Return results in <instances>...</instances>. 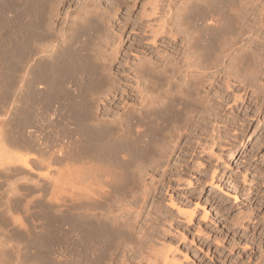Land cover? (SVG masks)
I'll return each instance as SVG.
<instances>
[{"label":"rangeland","instance_id":"374dc122","mask_svg":"<svg viewBox=\"0 0 264 264\" xmlns=\"http://www.w3.org/2000/svg\"><path fill=\"white\" fill-rule=\"evenodd\" d=\"M83 1L85 0H61L59 14L53 22L55 26L52 25L55 33L61 29L63 32L71 21L72 29H75L69 30V33L66 30L65 35L79 31V22L86 20L81 18L87 16L83 14V10H78L86 2ZM189 1L190 3H186ZM209 1H185L184 4L189 7L185 5L184 13L181 12L183 19L180 23H175L174 20L175 10L180 5L177 0L89 1L91 6H96L97 12L94 11L93 14H100L98 17L91 16L103 21L99 22L101 33H96L100 36L96 37L93 30L90 31L91 27L80 35L75 31L76 41L73 38L71 44L67 43L72 54L76 56L75 51L79 50L78 58L83 57L81 61L78 60L80 72L76 73L78 76H73V80L80 78L78 85L82 87L84 84L85 87L87 83L91 84L92 90L97 85L101 86L102 91L100 88L92 92L86 90L81 96H85V100L93 99L97 102V109L94 106L92 111L97 119L108 122L106 125L110 127L108 129L106 126L108 132L104 131L105 135L111 132L113 138L121 136L123 139L125 136L123 140H127L131 137L136 139L137 135L141 136L143 133L144 140L141 141L142 144L134 146L136 149L132 147L134 150H131L129 147L131 151L124 149L122 153L119 152V164L114 161L113 155L110 158L101 155L103 159L94 158L96 162L93 161L91 165L116 169L118 178L120 176L117 184L119 191H124L123 195L127 193L132 196L135 187L141 184L147 189L143 203L139 201L136 205L141 204L142 207H139L142 210L135 219L140 221L139 226H144L147 237L149 236L148 241L155 248L152 251L158 249L156 252L161 251L168 256V260L177 264H264V46L259 47L257 53L254 52L259 55L257 60L261 62L260 66L252 63L251 50L249 62L245 61L239 66L237 64L239 68L233 66L232 73L236 71L238 74L239 70L242 80L235 74V79L231 75L227 80L221 73L215 79H209L213 83L206 76L210 83L199 85L192 81L189 85V81L184 79L185 72H188L186 56L193 60L198 56L195 60L197 66H209L215 55H219L220 52L217 51L220 47L238 29V1H228L222 12L230 18L229 29L211 42L210 37L202 32L199 19L196 20L199 17L195 16L200 10H214L215 4ZM95 18L94 21L90 19V22L97 25ZM248 21L245 26L251 23V19L248 18ZM10 26L13 25H1L0 20V41L3 38L5 40L2 41H6L10 37ZM253 32L250 43L264 42V28H255ZM90 33L93 38L89 37ZM2 41L1 44L4 43ZM213 42L216 47L212 48L216 49L210 52L207 49L209 44L214 45ZM186 53L191 56H185ZM247 71L251 72L248 74ZM81 78L82 85L79 84ZM71 79L72 77L70 81H73ZM74 82L72 83L76 85L77 81ZM72 83L67 86H73ZM108 89L112 91L109 92ZM66 98L63 97L55 104H49L43 99H30L28 102L22 99L24 106L29 109V122L33 123L29 124L32 127L28 131L40 139L42 146L47 145L50 138H64L73 129L74 122L68 121L66 116L68 109L65 106L69 101ZM6 100L0 97L2 110L8 102L10 108L15 106L10 103L11 99ZM23 103L18 105L22 106ZM60 104L63 108L61 113L57 111ZM205 104L207 107H204ZM9 125L8 132L13 131L12 124ZM132 138L131 141L135 142ZM128 141V144L131 143ZM23 182L32 184L33 180L24 177L0 180V240H6L7 237V241H11L16 250H11L13 253L24 250L18 251L19 255H4L7 262L8 257H11L10 261L13 258L15 260L12 262L20 264H57L51 259V251L45 253L40 246L33 248L25 237L8 233L5 201L12 191H17L16 186ZM138 182L141 183L138 185ZM119 195L116 193V197ZM29 200L31 199L19 198L13 208L20 213L25 210ZM31 211L35 224L49 223L42 202L34 203ZM79 213L78 208H71L65 213V218L69 219L64 220L63 226H74L78 222ZM58 235H54L53 246L66 250L61 260L66 258L73 264L80 262L81 246L74 234ZM69 235L71 236L67 237ZM115 243L114 248L120 244L119 240ZM152 251L151 254L154 253ZM127 261L129 264L135 263Z\"/></svg>","mask_w":264,"mask_h":264},{"label":"bare ground","instance_id":"6f19581e","mask_svg":"<svg viewBox=\"0 0 264 264\" xmlns=\"http://www.w3.org/2000/svg\"><path fill=\"white\" fill-rule=\"evenodd\" d=\"M85 1H83L85 3L81 2L83 3V5H81L83 7L81 8L80 6L81 9L78 10L80 12H82L81 10L84 11L83 14L85 13L87 16L83 17V19L81 18V20H85L86 18L85 21L88 23L81 21V23H83V25H81L79 22L78 25L80 29H78L79 31H75L80 35V33H85L83 31H87V29L91 27L90 31L93 30V34H98V32L101 33L99 31L101 30L100 23L103 21L100 22V19L94 17L96 19L95 23L98 21V24L96 25L91 21L92 26L93 24L95 26L92 27L90 25V19L94 21L91 14L96 17L100 14H93L97 12V10L95 11L96 6L90 5L91 0ZM177 1L180 5L175 10L176 14L174 20L175 23L176 21L180 23V20L183 19L181 12L185 10L184 7L187 4L184 3L187 0ZM228 1H238V18L236 19V21H238V29L220 49L218 48L219 51L217 52H220L219 55H215L214 61L209 63V66L206 64L208 67L205 65H201L203 68L197 66L195 60L198 56H195L193 60L191 57L189 58L186 56L188 53L185 54L188 60H185V62L187 61L186 68L188 72H185L184 79L189 81V85H191L192 81L199 85L206 82L210 83L212 82L209 80L210 78L215 79L221 73L225 75L224 77L227 80L234 74L239 79L242 73L240 74V72H238L239 70L237 71L238 74H236V71L232 73V68L233 66L235 67V65L238 67L241 63L244 64L245 61V63L249 62L250 50L252 51V63L254 66H260L261 64L259 59L257 60L259 55H255L254 52L257 53L259 47L264 46V42L252 41L250 43L249 40L251 36H253L251 35L253 29L264 28V0H210L209 2L211 4H215L213 5V11L211 10L209 13L206 12L207 10L204 12L200 10L201 12L199 11L195 14V16L199 17L196 20L199 19V26L201 30H203L202 32H205L212 42V39L214 41L219 34L229 29L230 18L228 19L224 16V11L222 12L223 6L225 7V3ZM60 2L61 0H0L1 25L6 26L8 24L10 25V23L13 25L10 26L12 27L10 37H7L8 39H6V41H2L3 38L1 41L4 43H0V97L2 100L11 99L12 102L10 103L15 104V106L13 105L12 108H10L8 102L7 106L4 105L3 110L0 108V180L14 177L31 178L33 180L32 184L27 182L18 184L16 186L17 191H12L10 196L6 198L7 211L5 220L8 224L7 227H9L8 233L13 232L25 237L26 240H28L27 242H29L28 244L32 247L40 246L45 253L51 251V256L53 257L51 259L57 264H73L69 259L65 260V258L61 260L62 256L64 258L66 250L58 246V248H54L53 246L55 234H63L66 236L70 233L74 234L75 237H73L76 238L75 240H77L81 246V259L80 262L78 261L79 264H123L122 262H126L127 260H132V262L135 261L136 264H177L168 260V256H165L166 254L164 255L161 251L160 253L156 252L158 250L157 247V250H153L154 253L151 254L152 249L155 248L149 242L150 240L148 241L149 236L147 237L148 234L145 232L144 226H139L140 221L137 222L135 219L141 214L142 210L141 204L139 205L141 207L136 205L139 201L143 203L147 194V189L145 190V187L141 186L142 184L139 185L141 182H138L139 186L135 187L132 196L127 193L123 195L124 191H119L118 181L120 176L118 178L117 172H115L116 169H106L107 167L98 168L93 164L91 165L96 158L103 159L101 155H107L109 158L113 155L114 161L119 164V156L117 155H120L124 149H128L129 147H131V150L136 149L134 146H137L138 143L144 140L142 138L143 133L141 135L138 132L141 136L137 135L136 139L131 137L135 142L131 141V138L127 139L131 141L129 144L127 140H123L125 136L122 139L121 136L113 138L114 136L111 135V132L108 134L106 133V135L104 134V131L108 132L107 127L109 129L110 126L106 125L108 122H105L104 119H97V116L94 115L92 110L94 106L97 109V102L92 98V100H85V96H81L86 90H91L92 92L101 86L99 87V85H97V87L95 86L96 89L93 87L94 89L92 90V85L88 84V81L85 82V84H87L84 87L82 82L83 79L81 78L82 83H79L81 85L83 84L81 87L78 85L79 77L78 80H76V77H74L76 79L73 80V76L80 72L78 69L79 66L77 67L79 63L78 60L80 59L81 61V58H83H78L79 56L77 55L80 53H78L79 50L77 52L75 51L77 57L72 54L69 51V45H67V43L71 44V40L73 38L75 40V37H77L75 31L73 34L65 35V32L68 31L69 33L75 29H72L73 27L71 24L73 21H71V24L67 23L68 26L65 27L63 32L61 31L62 29L60 30L62 32L61 35L60 31L56 33L54 32L55 30L53 31V26H55L53 22L59 14L58 6ZM186 3H190V1ZM67 14L69 13L67 12ZM77 17L79 18L78 14ZM248 18L251 19V23L245 26ZM77 23L78 22H76V25ZM84 23L87 24L85 25ZM176 25L178 26L179 24ZM58 33L60 36H58ZM97 34L96 37L98 36ZM92 36L93 35L89 37L93 38L94 36ZM74 40H72V42ZM246 44H248L247 47ZM212 46L216 47L215 44H209L207 50L210 52L212 50L215 51L214 49L216 48H212ZM262 64H264V62ZM205 69H208L209 72L206 73ZM247 70H249V68ZM81 71H83V69ZM85 71L84 73L86 74ZM78 74L76 75L78 76ZM206 76H209L208 80L210 82L207 81ZM71 77L73 81H70ZM234 77L235 76H233V78ZM74 81H77L76 85ZM71 83L73 86L68 87L67 84L70 85ZM108 90L110 92L111 89ZM104 92L107 91L104 90ZM66 96L69 97V101H67L68 104L66 106L64 105L68 109H66L68 112L66 114L67 120L74 122V127H72V130H69L64 138H50L51 140H47L49 141L47 142L48 144L42 146V144L39 143L40 139H37L36 136H33V134L28 131V129L32 127L30 125L33 123L30 124L29 122V109L24 106L25 102L23 103L24 100L22 101V99H26L25 101H31L30 99H43L42 101L45 100L49 104H55L63 97L66 98ZM77 98L79 99L77 100ZM8 100H6V102ZM19 103H23V105L20 106L18 105ZM0 105H3V103ZM205 106L207 107L206 104L204 107ZM62 109V105H58L57 111L62 112ZM53 110L51 111L54 112ZM204 111L206 112V110ZM10 123L13 128V131L11 130L12 132H8L7 130ZM126 134L128 135V132ZM129 134H131V132ZM132 147L134 149H132ZM128 150L131 151L130 149ZM120 192H122V195H119ZM116 193L119 195L118 197H116ZM34 195H37V197L34 198ZM19 198L23 200L31 199L28 201L29 203L27 202L25 210L23 209L20 213L13 208ZM37 202H42L45 206V214H47L46 216L49 220V223L46 225H39L33 222L35 217L32 219L33 212L31 211V206ZM73 207L80 210L77 218L78 222L74 223V226L70 225V227L66 228L63 226L64 220L68 218H65V213H68ZM70 236L71 235L67 237ZM74 238L72 239L74 240ZM7 240V237L6 240H0V264H20L16 263L17 261L12 262V260H15L13 258L10 261L11 257L8 256L9 260L7 262L4 254L6 253V255L9 254V256H12L10 253L16 251L13 249V243ZM117 240H119L120 244L114 248L113 244ZM55 245L57 244L55 243ZM111 247L112 249L109 250ZM33 248H31V250ZM11 250L14 251L11 252ZM18 251L17 253H13V255H19ZM22 252H24V250ZM35 253L36 252H34V254ZM157 253L162 255L160 256ZM22 256L23 255H21V257ZM2 257L5 259H2ZM40 257L42 258L43 256ZM3 260H5V262ZM126 263H128V261Z\"/></svg>","mask_w":264,"mask_h":264}]
</instances>
